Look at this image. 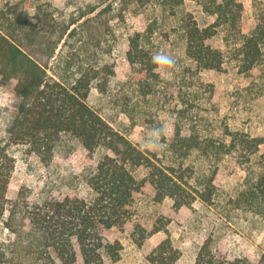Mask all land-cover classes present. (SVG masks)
Wrapping results in <instances>:
<instances>
[{"label":"rangeland","instance_id":"rangeland-1","mask_svg":"<svg viewBox=\"0 0 264 264\" xmlns=\"http://www.w3.org/2000/svg\"><path fill=\"white\" fill-rule=\"evenodd\" d=\"M20 1L0 0V6L5 8ZM148 1L142 7L136 0L130 3L124 17L121 0L41 2L43 13L52 14L70 27L52 63L68 61L75 73L100 72L89 105L141 149L156 154L166 165H175L188 183V190L205 189L208 180L215 176V193L210 203L196 198L192 206L181 209L175 208L171 198L158 201L155 188L147 182L135 195L132 220L124 228L105 231L107 242H119L122 247L119 260H107L106 264H152L149 256L168 238L180 253L176 264H194L199 248L210 236L229 257L257 260L264 251V213L257 212L245 194L250 188L247 180L264 175V143L251 155L233 151L219 157L213 152L205 153L204 149L211 142L230 143L229 132L264 138V54L252 70H244L239 53L242 39L222 27L210 41L224 55L222 71L204 70L187 56L182 25L191 17L201 27L213 24L215 17L206 10L213 0H186L176 14L162 10L158 3L163 0ZM241 1L245 8L241 31L250 36L259 24L264 25V0ZM25 4L29 8L30 3ZM29 9L30 13L35 12L34 8ZM154 20L158 25L147 51L152 55L163 50L177 61L173 74L165 78L158 73L152 76L145 67L133 66L127 59L129 37L137 31L144 32ZM16 83H0V92L7 93L8 99L15 95L20 99ZM12 111L0 113V147L6 146L16 160L8 198L16 199L23 188L38 194L50 176L79 173L94 163L83 147L71 153L58 150L52 168L47 170L37 155L28 154L22 146L8 144L6 131ZM162 122L168 123V133L163 137L165 148L145 147V133ZM177 128L182 137L193 138L200 144L187 157L172 152ZM136 175L144 180L148 172L141 168ZM65 192L56 191L55 195ZM138 225L146 231L142 245L135 239L141 235ZM157 227L163 230L157 231ZM75 264L85 263L80 258Z\"/></svg>","mask_w":264,"mask_h":264},{"label":"trees","instance_id":"trees-1","mask_svg":"<svg viewBox=\"0 0 264 264\" xmlns=\"http://www.w3.org/2000/svg\"><path fill=\"white\" fill-rule=\"evenodd\" d=\"M134 1L121 0V17ZM185 1L163 0L158 5L176 14ZM41 2L21 0L5 8L0 6V83L6 86L16 80L15 91L22 98L7 127L8 144L37 155L47 170L52 168L58 150L71 153L83 147L94 163L79 173L50 176L38 194L23 188L16 199H10L8 188L16 160L6 146L0 147V264H75L80 258L85 264L116 262L121 244L107 242L105 231L124 228L132 220L135 195L147 182L155 188L158 201L171 198L175 208L181 209L192 206L196 198L210 203L215 176L205 189L188 190V183L175 165H166L156 154L141 149L90 106L88 99L100 72L75 73L68 61L52 63L70 27L52 14L43 13ZM136 2L142 7L150 1ZM24 4L35 12L30 13ZM206 10L215 17L213 24L201 27L191 17L182 25L189 59L204 70L222 71L224 55L210 41L224 27L242 39L239 53L244 70H252L264 54V25L259 24L250 36L242 33L240 23L245 8L241 0H213ZM157 25L154 20L144 32L137 31L128 39L129 63L145 67L152 76L157 75L146 46ZM228 135L230 143L211 142L205 153L221 157L242 151L251 155L264 143V138H252L243 132ZM176 138L171 148L179 156L187 157L200 147L195 139L182 137L179 128ZM141 168L148 172L144 180L136 175ZM247 183V202H253L257 212L263 214L264 175L249 178ZM56 191L66 192L55 195ZM137 230L141 235L135 239L142 245L146 231L140 225ZM179 258L178 249L168 238L148 259L152 264H176ZM194 264H264V251L257 260L231 258L210 236L199 248Z\"/></svg>","mask_w":264,"mask_h":264},{"label":"clouds","instance_id":"clouds-1","mask_svg":"<svg viewBox=\"0 0 264 264\" xmlns=\"http://www.w3.org/2000/svg\"><path fill=\"white\" fill-rule=\"evenodd\" d=\"M151 62L154 65L153 71L161 75V78L169 77L176 69L177 61L175 57L163 50L154 52L151 56ZM22 102V98L8 99V94L0 92V113L8 114L12 110L18 111L14 105ZM168 133V123L162 122L158 126L151 127L144 136V146L152 149L163 150L165 145L163 137Z\"/></svg>","mask_w":264,"mask_h":264}]
</instances>
